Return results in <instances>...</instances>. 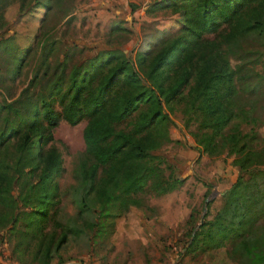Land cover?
Listing matches in <instances>:
<instances>
[{
  "label": "trees",
  "instance_id": "16d2710c",
  "mask_svg": "<svg viewBox=\"0 0 264 264\" xmlns=\"http://www.w3.org/2000/svg\"><path fill=\"white\" fill-rule=\"evenodd\" d=\"M160 9H181L184 27L153 53L101 47L64 73L72 51L68 47L58 61L60 72L46 79L45 90L30 94L29 86L40 78L35 70L15 98L0 102V242L16 231L20 243L37 237L34 255L48 262L53 234L45 241L44 226L47 220L55 223V178L62 167L57 150L43 146L59 117L70 124L86 117L80 160L89 184L85 192L116 201L121 210L127 203L138 204L135 194L147 184L158 193L174 187L159 179L154 151L167 139L164 126L170 113L183 104L199 118L202 151H210L219 137L239 154L234 158L239 172L224 193L223 206L211 219L200 221L186 248L227 243L226 252L237 264L238 255L247 264H264V229L255 231L257 220L264 221V148L249 145L253 131L233 126L224 133L233 116L253 117L249 108L238 106L237 82L252 76L242 69L255 56L248 59L252 50H243L242 43L264 38V0H151L145 7L147 12ZM49 48L44 47L37 64L43 73ZM55 101L60 112L53 107ZM14 139L16 155L9 161L1 150ZM34 170L32 180L28 175ZM64 238L61 231L56 244Z\"/></svg>",
  "mask_w": 264,
  "mask_h": 264
},
{
  "label": "rangeland",
  "instance_id": "374dc122",
  "mask_svg": "<svg viewBox=\"0 0 264 264\" xmlns=\"http://www.w3.org/2000/svg\"><path fill=\"white\" fill-rule=\"evenodd\" d=\"M149 1L0 0V102L15 98L35 70L39 81L28 90L30 94L45 90L46 79L60 72L58 61L63 60L68 47L72 51L64 73L83 55L101 47H121L129 54L134 50L153 53L179 34L184 22L181 9L147 12ZM44 47H50L46 73L37 68ZM242 47L252 50L248 59L255 57L242 69L250 70L252 76L244 83L237 82L238 106L249 108L253 117L233 116L224 133L232 131L233 126L243 132L253 131L249 145L264 148V38L255 44L242 43ZM235 61L230 58L231 64ZM53 107L60 112L57 101ZM169 118L164 126L167 139L156 146L158 157L154 161L162 184L173 182L174 187L158 193L147 184L135 194L138 204L127 203L119 210L116 201L106 202L94 191L85 192L89 184L82 177L80 160L86 117L74 124L59 117L43 146L57 150L62 167L55 178L59 191L55 223L47 220L44 226L45 241L53 234L48 262L34 255L37 237L20 243L17 241L22 237L16 231L0 242V264H237L226 252L227 243L203 250L187 249L186 245L200 221L211 219L223 206L224 193L239 172L234 162L239 154L231 148V142L222 143L219 137L210 151H202L197 137L199 118L186 111L183 104ZM1 154L9 161L15 158V139ZM36 173L34 170L29 178L34 180ZM212 190L215 193L205 201ZM262 220H257L256 232L264 229ZM61 231L65 238L56 244ZM237 259L247 264L241 256Z\"/></svg>",
  "mask_w": 264,
  "mask_h": 264
},
{
  "label": "water",
  "instance_id": "95a60500",
  "mask_svg": "<svg viewBox=\"0 0 264 264\" xmlns=\"http://www.w3.org/2000/svg\"><path fill=\"white\" fill-rule=\"evenodd\" d=\"M215 193V190H212L209 195H207L205 197V201L208 200L213 194ZM206 209V206L205 204L203 205V211ZM59 264H82L81 262L79 261H64V262H61Z\"/></svg>",
  "mask_w": 264,
  "mask_h": 264
}]
</instances>
